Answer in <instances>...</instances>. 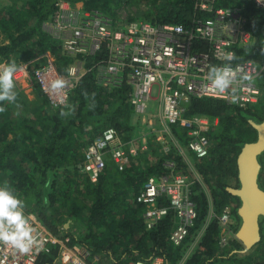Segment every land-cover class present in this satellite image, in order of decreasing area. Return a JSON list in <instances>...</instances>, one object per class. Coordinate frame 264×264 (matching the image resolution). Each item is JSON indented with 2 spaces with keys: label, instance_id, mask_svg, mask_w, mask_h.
Returning a JSON list of instances; mask_svg holds the SVG:
<instances>
[{
  "label": "trees",
  "instance_id": "16d2710c",
  "mask_svg": "<svg viewBox=\"0 0 264 264\" xmlns=\"http://www.w3.org/2000/svg\"><path fill=\"white\" fill-rule=\"evenodd\" d=\"M56 1L26 0L21 7L8 5L0 10V36L5 39L0 42V62L15 61L18 65L48 51L55 58L58 72L67 71L74 58L63 54L58 41L42 29V23L50 17ZM70 1L80 4L84 10L104 12L112 9L116 0ZM153 3L156 4V0ZM215 5L242 7L252 41L235 48L236 60L252 59L264 65V9L257 8L252 0H215ZM153 8L143 14L142 19L186 25L193 14V0H161ZM259 80L263 95L247 108L210 97L190 98L186 103L187 116L217 118V125L207 133L211 145L203 158L220 173L227 165L225 171L230 170L234 177V187L238 186L236 157L239 150L244 143L256 139V130L249 120L259 123L264 119V70ZM33 86L38 89L36 84ZM125 88L102 87L95 83L92 73H88L65 106L52 107L39 91V105L31 107L27 113L19 112L13 116L11 110L15 105L27 106L20 92L14 89L17 93L14 103L0 102V107L5 108L0 112V183L7 181L25 207L36 213L50 229L70 236L71 244L88 250L89 259L96 258L93 264H128L157 256L164 264H177L182 246L205 220L206 199L197 191V186L190 190L197 210L195 225L181 245L174 246L169 240L176 224L173 211L168 209L148 228L143 217L144 206L135 201L148 176L166 171L162 159L146 169L131 160L122 170L112 167L113 163L107 159L96 182L79 173L83 148L103 129L114 127L121 139L126 138L124 134L130 127L123 120L128 118L132 108L126 102ZM179 133L186 143L184 134L180 130ZM263 154L264 151L258 156L261 164L258 185L264 190ZM175 160L177 171L182 161L179 156ZM208 169L199 166L204 175ZM214 184L220 188L219 194L213 191L212 195L216 211L220 212L229 200L235 202L231 207L235 221L233 233L224 245H220L218 220L212 219L183 264H264V216L259 217L260 240L242 253L244 246L234 236L240 224L236 214L239 199L226 191L227 185ZM156 204L166 205L165 198H159ZM57 253V247L51 248L39 256L36 264H53Z\"/></svg>",
  "mask_w": 264,
  "mask_h": 264
},
{
  "label": "built area",
  "instance_id": "2783aa9c",
  "mask_svg": "<svg viewBox=\"0 0 264 264\" xmlns=\"http://www.w3.org/2000/svg\"><path fill=\"white\" fill-rule=\"evenodd\" d=\"M252 2L264 9V0ZM42 29L58 41L63 54L74 58L73 62L61 74L55 58L46 51L18 65L14 81L30 87L36 84L52 107L65 106L88 73H92L95 82L102 87H126V101L134 114L138 117L150 114V102H156L154 115L160 125L164 130L177 127L186 138L187 148L198 159L208 154L211 142L207 133L212 122L204 115L187 116L189 99L210 97L243 109L258 102L263 94L259 79L264 65L252 59L231 61L233 68L242 65L246 71L255 70L254 82L251 86L239 87L236 102L229 93L214 91L207 79L212 66L228 63L224 59L226 53L236 56L237 46L252 41L241 6H216L215 0H193L192 17L184 25L141 18L113 22L97 9L84 10L70 0H57ZM61 77L66 87L60 93L53 92L51 82ZM161 138L162 134L156 136L157 140ZM126 145L114 127H106L84 147L82 171L91 182H96L107 159L122 170L134 154V149ZM162 165L166 171L148 176L135 201L144 206L143 217L148 228L168 209L173 211L176 224L169 240L179 246L195 225L196 204L190 197L187 176L176 171L173 161ZM159 198H165L166 205L157 206ZM24 212L36 229L34 234L41 247L34 246L30 253H20L9 245L0 244V264H36L39 256L53 247L58 248L53 264H93L96 260L95 257L89 259L88 250L71 244L70 236L50 229L36 213L26 207ZM217 220L218 243L224 245L233 233L231 210L224 207ZM128 264H164V261L157 256Z\"/></svg>",
  "mask_w": 264,
  "mask_h": 264
},
{
  "label": "rangeland",
  "instance_id": "374dc122",
  "mask_svg": "<svg viewBox=\"0 0 264 264\" xmlns=\"http://www.w3.org/2000/svg\"><path fill=\"white\" fill-rule=\"evenodd\" d=\"M154 1L155 0H116L110 7L112 9L109 11H104L103 13H106L113 22L126 21L136 18L142 19L143 14L151 12L154 9L153 6L158 5L161 2V0H156V4H154ZM25 2L26 0H0V10L8 5L21 7L25 4ZM4 40V37L0 36V42ZM29 44L32 47L33 43L30 42ZM35 50H37V48H35ZM23 62L24 61H21L18 65ZM0 64L6 65L5 62H0ZM31 80V82H33V79ZM14 83L15 89L18 90V87H22V85L16 81H14ZM155 105L156 102H150V108L148 109L150 114L144 115L143 117H135L129 113L128 118L123 120V122L128 123L130 130L124 134L126 138L122 140L128 144L126 147L130 146L134 149V154L131 155L130 159L137 165L141 166L142 169H146V167L156 164L159 159H162V163L165 161H173L176 165L177 162L175 158L179 156L181 158L182 164L179 166L177 171L187 176V179L190 182V189L193 186H197V191L201 192L206 199L205 220L198 224L181 248L180 259L177 264H183L185 259L189 257L190 254L195 250L201 236L203 235L206 225L212 219H217L224 207H228L231 210V207L235 205V202L229 200L228 203L222 207L220 212L216 211L215 207L213 206L212 195L213 191L215 194H219L220 188L219 185H215L214 183L219 182L221 184L227 185V187H234L235 180L230 170L225 171L227 169V165L222 168L221 172H224L220 173L218 169L207 163L205 158H196L187 148L186 143H184L182 137L180 136L179 130L171 126L169 129L164 130L162 125H160L159 120L154 115L153 110L155 109ZM30 108L31 107L26 105H15L14 110H11V115L14 116L19 112H29ZM149 121H151V123H148ZM210 121L212 122V126H216L218 123L217 118H214ZM158 134H162V138L160 140L156 139ZM262 161L264 163V154L262 155ZM113 165L112 167L116 168V166ZM199 166L202 168L208 167L210 169H208V173L204 175L199 171ZM79 173L82 176H86L82 169H80ZM3 184L4 182L0 183V185ZM262 186L264 187V173L262 176ZM193 193H195V190ZM229 198L232 199L231 197ZM66 225L67 224H65V226ZM234 225L235 221L232 217V227H235ZM72 232L76 233L74 229ZM245 251L243 249L241 252L243 253Z\"/></svg>",
  "mask_w": 264,
  "mask_h": 264
},
{
  "label": "clouds",
  "instance_id": "9594fccd",
  "mask_svg": "<svg viewBox=\"0 0 264 264\" xmlns=\"http://www.w3.org/2000/svg\"><path fill=\"white\" fill-rule=\"evenodd\" d=\"M264 54V50H262ZM224 59L228 61L222 66H212L207 79L211 88L220 93H229L233 102L238 99L237 93L241 85L251 86L254 82L253 72L246 71L242 65L232 67L231 61L236 59L234 53H226ZM252 63V62H250ZM18 71L15 61L0 65V102L14 103L17 93L14 91V74ZM66 87L64 78H57L50 84L53 92L60 93ZM5 108L0 107V112ZM25 204L14 194V190L7 181L0 186V244L9 245L20 253H30L33 247L40 248L41 242L35 235L36 229L25 215Z\"/></svg>",
  "mask_w": 264,
  "mask_h": 264
},
{
  "label": "water",
  "instance_id": "95a60500",
  "mask_svg": "<svg viewBox=\"0 0 264 264\" xmlns=\"http://www.w3.org/2000/svg\"><path fill=\"white\" fill-rule=\"evenodd\" d=\"M249 122L256 130V139L244 143L236 157L238 186L225 188L240 202L236 209L240 224L234 236L243 244L244 251L260 240L259 217L264 216V190L258 185L261 168L258 156L264 151V119L259 123Z\"/></svg>",
  "mask_w": 264,
  "mask_h": 264
},
{
  "label": "crops",
  "instance_id": "0c3cea01",
  "mask_svg": "<svg viewBox=\"0 0 264 264\" xmlns=\"http://www.w3.org/2000/svg\"><path fill=\"white\" fill-rule=\"evenodd\" d=\"M78 5H80V4H77V6ZM20 85H23V86L22 87H18V91L20 92V94L22 96V99H24V101L26 102L27 106L28 107H33V106L35 107V106L39 105L40 96H39V91L37 90V88L34 87V86H31V87L30 86H25L24 84H20ZM105 88H107V87H105ZM41 98H42V96H41ZM153 111L156 112V110H153ZM131 114L136 117V115L134 114V112L132 110H131ZM120 139H121V137H120ZM26 208H28V207H26Z\"/></svg>",
  "mask_w": 264,
  "mask_h": 264
}]
</instances>
